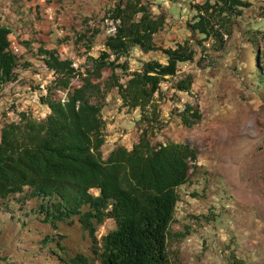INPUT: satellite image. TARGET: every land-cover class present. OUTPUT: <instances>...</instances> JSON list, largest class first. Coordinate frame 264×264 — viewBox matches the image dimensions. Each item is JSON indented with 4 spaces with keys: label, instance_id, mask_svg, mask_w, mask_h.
I'll return each instance as SVG.
<instances>
[{
    "label": "trees",
    "instance_id": "1",
    "mask_svg": "<svg viewBox=\"0 0 264 264\" xmlns=\"http://www.w3.org/2000/svg\"><path fill=\"white\" fill-rule=\"evenodd\" d=\"M161 0H119L107 12L103 22L119 21L115 33L107 34L103 49L90 54L99 28L78 34L85 46L86 60L78 69L71 58L61 59L58 49L46 48L35 34L36 50L24 39L21 30L16 39L39 63L54 71L48 93L40 102L49 113L37 121L26 109L12 106L0 123V202L26 204L33 201L31 213L55 231L62 223L79 222L94 241L93 251L101 264H176L169 253V235L180 201L179 188L198 170V152L189 143L153 144L148 132H155L159 119L158 98H164L162 83L174 77L183 63L195 62L197 49L185 44L163 47L155 36L166 23ZM181 3L183 0H168ZM252 6L250 0H202L192 3L195 15L186 27L198 35L200 59L210 48L221 51L237 24ZM13 28L0 24V92L34 67L11 48ZM259 35H256V34ZM249 42L262 43L264 32L246 30ZM206 42H210L209 47ZM135 49L142 53L160 52L158 59L142 60L132 69L130 57ZM259 50V49H258ZM256 53V77L264 85V68ZM21 72H19V71ZM110 71L107 77L104 72ZM81 84L71 90L72 79ZM194 76L178 80L175 89L189 93ZM57 90L67 91V99L55 97ZM116 90L121 108L140 110L142 121L137 143L129 149L118 145L105 158V120L102 115L107 95ZM10 113L19 117L16 121ZM184 125L192 127L201 119L198 107L186 103L179 113ZM13 217V216H12ZM112 219L115 228L98 238V226ZM186 233H189L187 231ZM178 240L185 233L175 234ZM66 236L45 234L40 247L49 249L60 264H94L89 256H70L64 244ZM38 254V253H35ZM51 257V256H50ZM11 255L0 256L1 264H10ZM229 264H244L231 254Z\"/></svg>",
    "mask_w": 264,
    "mask_h": 264
},
{
    "label": "rangeland",
    "instance_id": "2",
    "mask_svg": "<svg viewBox=\"0 0 264 264\" xmlns=\"http://www.w3.org/2000/svg\"><path fill=\"white\" fill-rule=\"evenodd\" d=\"M118 1L47 0L59 18L53 20L48 19L46 6L39 0H0V24L13 28L12 38L17 37L15 31L41 28L44 36L40 35L38 40L43 37L58 43L64 57L78 58L83 64L87 55L83 42H77L78 34L93 27L101 30L90 53L97 55L108 34L103 19ZM201 1L183 0L174 4L161 0L163 9L154 7L155 12L162 10L167 16L164 29L155 36L158 45L167 48L187 43L198 50L195 62L180 64L177 75L162 83L164 98L156 100L157 128L148 132L154 145L189 143L198 152V170L179 188L180 201L171 225L169 253L176 264H229L231 254L244 264H264V85L254 72L256 53L263 68L264 57L262 43L257 47L246 38L247 29L264 32V0H250L252 6L226 40L224 49L210 48V55L204 59H200L202 50L196 46L199 36L186 27L187 20L195 15L191 4ZM19 14L23 15L21 20L17 18ZM209 44L206 42V46ZM22 54L33 56L24 47ZM150 59L166 60L160 52L145 54L135 49L130 57L131 67L137 69L142 60ZM29 62L34 67L19 71L20 79L12 83L11 92L0 94V123L13 105L35 110L40 85L49 86L52 80L42 65ZM109 74L106 70L104 77ZM187 74L194 76L190 92L178 91L176 82ZM80 84L79 78L72 79L71 90ZM59 93L56 92V98H60ZM32 97L37 101L32 99L28 103ZM121 103L116 90L104 102L105 158L118 145L130 149L138 142L141 128L147 126L141 120L140 110L121 108ZM186 103L196 105L201 114L192 127L184 125L179 117ZM34 206L33 201L26 204L12 201L9 207L5 201L0 202V256L11 255L10 264H60L51 250L40 247L45 234L58 232L66 236L64 244L70 256L84 253L94 264H101L94 254L92 237L79 222L62 223L55 231L35 214L26 215ZM98 228L100 239L115 228V223L106 219ZM180 233L186 235L178 240L181 237L175 234Z\"/></svg>",
    "mask_w": 264,
    "mask_h": 264
},
{
    "label": "built area",
    "instance_id": "3",
    "mask_svg": "<svg viewBox=\"0 0 264 264\" xmlns=\"http://www.w3.org/2000/svg\"><path fill=\"white\" fill-rule=\"evenodd\" d=\"M39 2L41 4H43L44 6H46V16L48 17V19H53V20H57L59 18H57L55 16V14L53 13V8L48 6L47 5V0H39ZM119 21H107L106 22V28H107V33L108 34H112V33H115L116 32V29H117V25H118ZM13 34V33H12ZM10 41H11V48L12 50L17 54V55H22L23 53V47L21 44L18 43L16 37H10ZM58 53H59V56L61 59H65V58H69V57H64L63 54H61L60 50H58ZM73 60V66L78 69L80 67V65L82 64V62L80 61V59H74V58H71ZM42 65V69L45 70L46 72H48L51 76H52V80L54 79V71L52 70H49L46 66H44L43 64H39V66ZM19 71V70H18ZM20 77L18 78V80H16L15 82H11L9 85H7L1 92L0 94H3V93H8L11 92V89L15 83H17L19 81ZM50 80V82L52 81ZM14 83V84H12ZM47 84L45 85L44 83H42L40 85V88H39V91H40V96H45L47 93H48V89H47ZM9 88V90H8ZM57 92H61L59 93L60 95V98H58L59 100L61 101H65L67 99V91H63V90H57ZM32 99H34V101H37L36 98L32 97L30 99V101L28 103H32ZM25 109L27 111H29L32 116L39 122L41 120H43L46 115L49 113V109L47 106L43 105L40 100H39V104H38V107L33 110L32 108H27L25 106ZM13 118L18 121L19 120V117L16 116V115H13ZM191 238L188 239V242L191 243Z\"/></svg>",
    "mask_w": 264,
    "mask_h": 264
},
{
    "label": "crops",
    "instance_id": "4",
    "mask_svg": "<svg viewBox=\"0 0 264 264\" xmlns=\"http://www.w3.org/2000/svg\"><path fill=\"white\" fill-rule=\"evenodd\" d=\"M21 13V12H19ZM23 15L19 14V16H17L18 19H22ZM34 18V17H33ZM35 19V18H34ZM20 22V21H19ZM4 25V24H3ZM14 31V30H13ZM24 34L25 39L28 38L29 41L32 42L33 48L36 49L34 46H39V44L35 43V39L32 38V36H34L35 34L44 36L43 31L41 30V28H37V29H27L26 32H21ZM41 43L48 49H52V48H59V44L58 43H51L50 40H46L42 37ZM59 50V49H58ZM24 56H26V54H23ZM28 61H33V64L35 65H39L40 63L38 61H36L35 59L32 58V56L30 57H25ZM35 62V63H34Z\"/></svg>",
    "mask_w": 264,
    "mask_h": 264
}]
</instances>
